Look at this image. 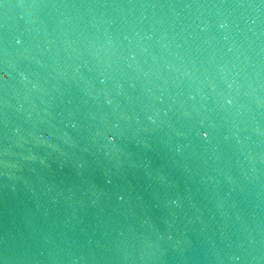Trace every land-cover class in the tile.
I'll return each instance as SVG.
<instances>
[{"label":"water","instance_id":"obj_1","mask_svg":"<svg viewBox=\"0 0 264 264\" xmlns=\"http://www.w3.org/2000/svg\"><path fill=\"white\" fill-rule=\"evenodd\" d=\"M0 264H264V0H0Z\"/></svg>","mask_w":264,"mask_h":264},{"label":"clouds","instance_id":"obj_2","mask_svg":"<svg viewBox=\"0 0 264 264\" xmlns=\"http://www.w3.org/2000/svg\"><path fill=\"white\" fill-rule=\"evenodd\" d=\"M6 78V77H5ZM206 135V134H205Z\"/></svg>","mask_w":264,"mask_h":264}]
</instances>
